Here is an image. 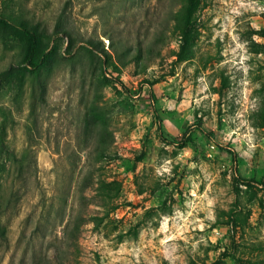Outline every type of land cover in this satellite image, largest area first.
Returning <instances> with one entry per match:
<instances>
[{"label":"rangeland","instance_id":"obj_1","mask_svg":"<svg viewBox=\"0 0 264 264\" xmlns=\"http://www.w3.org/2000/svg\"><path fill=\"white\" fill-rule=\"evenodd\" d=\"M0 13V264H264V0Z\"/></svg>","mask_w":264,"mask_h":264},{"label":"trees","instance_id":"obj_2","mask_svg":"<svg viewBox=\"0 0 264 264\" xmlns=\"http://www.w3.org/2000/svg\"><path fill=\"white\" fill-rule=\"evenodd\" d=\"M8 19L6 16L0 13V21L6 22ZM23 32L27 35V46L25 50V62L31 68H37L39 62L36 60L38 52V46L40 43V34L34 28L21 26Z\"/></svg>","mask_w":264,"mask_h":264}]
</instances>
